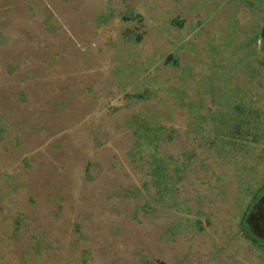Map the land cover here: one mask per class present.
<instances>
[{
  "label": "rangeland",
  "instance_id": "rangeland-1",
  "mask_svg": "<svg viewBox=\"0 0 264 264\" xmlns=\"http://www.w3.org/2000/svg\"><path fill=\"white\" fill-rule=\"evenodd\" d=\"M0 264H264V0H0Z\"/></svg>",
  "mask_w": 264,
  "mask_h": 264
}]
</instances>
